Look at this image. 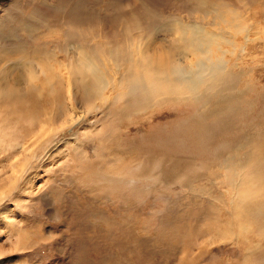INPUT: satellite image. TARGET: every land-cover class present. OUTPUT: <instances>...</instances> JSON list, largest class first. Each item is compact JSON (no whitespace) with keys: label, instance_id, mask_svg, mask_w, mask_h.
<instances>
[{"label":"rangeland","instance_id":"1","mask_svg":"<svg viewBox=\"0 0 264 264\" xmlns=\"http://www.w3.org/2000/svg\"><path fill=\"white\" fill-rule=\"evenodd\" d=\"M179 25L215 35L216 97L143 108L83 92L81 56L112 64L133 27L172 60ZM0 133V264H264V0H0ZM233 201L250 228L237 237Z\"/></svg>","mask_w":264,"mask_h":264},{"label":"bare ground","instance_id":"2","mask_svg":"<svg viewBox=\"0 0 264 264\" xmlns=\"http://www.w3.org/2000/svg\"><path fill=\"white\" fill-rule=\"evenodd\" d=\"M140 12H141V10H140ZM173 21H178V20H173ZM198 24H199V22H198ZM179 26H180V28H178V31H179L178 33L180 35L179 41L174 43V45H173L174 47L172 46L173 51L171 48V51L169 50L168 54L166 53V55H168L169 57H172V60H171V58H169L166 61V59L163 57L165 54H162V50L160 48H157L158 46L157 47L155 46L156 48H154V51L156 49L160 50L159 53H157V55H156V53H154L155 56H157V57H155V56L149 57V54H151V53H148L146 47L145 46L143 47L141 44V42L143 43L144 40L139 41L140 42L139 43V42L133 41L129 38V37L132 38V36H130L129 34L132 35L133 27H123L121 30L123 32V34L125 35L124 38L127 37L126 39H124L126 44L128 43V46L126 45L125 48L128 47L130 51L127 53V51L125 52L124 50H122L119 52V50H118V53H116V54L111 52V55H113L115 58L112 60L113 61L112 64L111 63H109V64L103 63L101 65L100 64L101 62L97 63V64H95V63L91 64L88 62L89 59L86 56L80 55L81 56V60H80L81 68H79L77 71H79L81 73L80 75H82L81 80L83 81V83H82V88H83L82 90H84L83 92H85L87 95H90V94L99 95L100 93L105 92V91L107 92L109 89L112 88L113 91L110 90L111 94L109 96V98L112 99L111 101H113V102L114 101H122L124 103V105L128 104L131 107L133 104H137L139 107L142 106L143 108L147 107V106L145 107L146 103H149L152 106H160V105H164V104L170 103V102H178L181 99H184V100L189 99V97H188L189 95H192V97H190V99L192 98L193 101H198L201 98L208 99V96H210V97L215 96V95L209 94V92H207V91L211 90L215 86V84H217V83L218 84L219 83L220 84L226 83V82H223V81H225V79L223 78L224 76L223 77L221 76V73H223L225 70L227 71L226 68L228 65L227 63L222 62V59H211L208 56V51H209L208 48L210 47V44H208L206 41L213 40L215 38V35L213 33H210V32L208 33V31H207V33H204V30L202 28L195 26V25L187 26V27H185V26L183 27L181 25H179ZM150 28H152V27H150ZM30 30H32V29L30 28ZM30 30H29V32H31ZM136 31H138V30H136ZM140 31L137 33H140ZM122 32H120V33H122ZM120 33H119V35H120ZM123 34H122V36H123ZM66 36H65V38H66ZM69 39H72V38H69ZM67 40H66V42H67ZM121 40H122V38L119 41H121ZM146 41H148V40H146ZM173 41H175V40H173ZM117 43H120V42H117ZM122 43H124V42L122 41ZM87 44H89V43L87 42ZM92 44L94 45V43H92ZM146 45H148V44H146ZM96 46L98 48V44ZM117 47H119V44ZM152 47H154V46H152ZM84 48L86 49V47H84ZM101 48H98V49H101ZM115 48H113V49H115ZM128 48H126V49H128ZM45 50H47V49H45ZM152 50H153V48L151 49V52H152ZM165 50H166V48H165ZM89 52H93V51H89ZM86 53H88V52H86ZM95 53H96V50H95ZM102 54H103V52H102ZM44 56H47L48 58H50V53L47 52ZM98 56H99V53H98ZM191 56L196 57L195 61L192 62V60H190L191 62L189 61L190 62L189 66H186L185 60L190 59ZM120 61L122 62L121 64L118 63ZM40 66H42V68H43V70H42L43 77L47 76V73H49V71H48L49 68L47 69L46 65L40 64ZM68 71H69L71 76L76 75V74H74V72H71L70 70H68ZM88 74H91L92 77H94L93 81H92L91 77L89 78ZM231 74H233L232 71H231V73L228 72L227 75H231ZM116 76H118V79H119L118 80L119 81L118 86L115 84H112L110 82L111 79H113V77H116ZM78 77H80V76H78ZM234 77H236V76L234 75ZM74 78H76V77H74ZM107 78L109 79V81H106ZM4 80L7 81V76L4 77ZM229 80H230V77H229ZM229 80H226V81L231 82V80L230 81ZM233 80H235V79H233ZM233 80H232V83H234ZM89 83L92 85L90 86ZM220 84H219V86H220ZM227 87L229 88V86H227ZM200 89H201V91H200L201 93L199 92ZM225 91L226 90H224V92ZM236 93H238V92H236ZM232 94H229V92H228L226 95V94H223L222 90H220L219 94H218V98L225 99L227 97V99L229 100L232 97L231 96ZM6 95L12 97V96H14V92L11 90V93H9V94L7 93ZM185 96H187L188 98ZM227 99H225V100H227ZM209 100H210V98H209ZM221 101L225 104V102L223 100H221ZM207 102H208V100H207ZM203 104H204V102H203ZM222 105H216L217 107L216 106L212 107L213 111H211L212 113H210V114H212L213 116H217L218 115L217 108H221ZM130 106H128V107H130ZM138 106H136V107L138 108ZM225 107H227V106H225ZM201 118L202 117L200 116V119ZM208 118H209V115H208ZM200 119H199L198 123L201 122ZM2 138H4V137H3L2 133H0V140ZM260 139H261V136L257 135L256 140H260ZM11 142H12V140H11ZM256 144H257V141H256ZM26 145L27 144L21 140V141L15 142L13 144H10L8 147H9V150L11 149L12 150L11 152L14 154L17 151H19L18 153L22 152L23 149L26 148ZM262 145H264V144H262ZM261 147L262 146H260L259 149H261V152H262L263 148H261ZM122 159H124V158H122ZM122 159H121V161H122ZM178 165H179V163L176 164V166H178ZM220 165H223V169H225V172L227 173L226 177H225L226 180L224 179L225 183L230 185L233 189H235V181L230 179L229 177L232 176V175H230L232 173V171H234V172L236 171L235 169L237 166L240 167L239 166V159L236 157H227V158H225V160H222L220 162ZM259 165L260 164H258V166ZM261 165H262V163H261ZM263 167H264V164H263ZM254 168H255V165H254ZM259 168H260V166H259ZM237 170H239V168ZM255 172L257 173V171H255ZM234 174H236V173H234ZM22 176H23V174L20 173V174H18L17 178L21 179ZM212 176L213 177L217 176V175H215L214 171H212ZM252 177H257L258 181L262 184L261 187H263V189H264V177H263V175H258V176L252 175ZM104 179H106V178H104ZM233 179H235V178H233ZM248 179L249 178H247V180ZM112 183H114V182H112ZM252 186H253V184H252ZM262 195H263V192H262ZM3 196H5V195H3ZM3 196H1V197H3ZM261 202H262V200H261ZM230 204H231L232 209H233V218H232L233 221L230 220V221H228V223H225V225H229V226L226 229V231L225 230L223 231V234L224 235L233 234L237 237L240 235V233H243V231L250 230V228H249L248 222H247V224L243 223V222L238 223L241 220L240 218L243 217V214H242V216H240L241 214L238 213V209H240L239 208L240 206L237 205L236 202H234V201L230 202ZM250 206H252V204ZM243 207H244V205H243ZM244 208H246V207H244ZM247 208L249 210H247L246 213L247 212L250 213V207H248V205H247ZM259 208L262 209V207H259ZM242 211L244 212V210H242ZM252 211H253V209H252ZM253 212L255 213L256 210ZM249 213L245 214V215L247 216V215H249ZM259 214L261 215L262 213L259 212ZM251 215H252V213H251ZM263 215H264V212H263ZM248 217L249 216H247L245 218H248ZM255 217H257V215L254 216V221L256 220ZM258 218H259V216H258ZM252 222H253V220H252ZM232 225L237 227V233H234V228Z\"/></svg>","mask_w":264,"mask_h":264}]
</instances>
